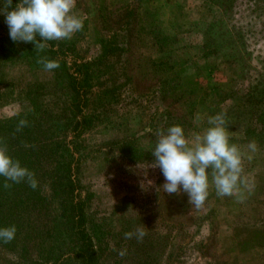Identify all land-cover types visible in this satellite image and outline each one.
<instances>
[{
  "label": "rangeland",
  "instance_id": "obj_1",
  "mask_svg": "<svg viewBox=\"0 0 264 264\" xmlns=\"http://www.w3.org/2000/svg\"><path fill=\"white\" fill-rule=\"evenodd\" d=\"M73 13L83 30L39 54L0 15V138L38 181L5 189L0 177V227L17 228L0 264H79L77 199L97 264H264V0H76ZM222 111L251 191L242 203L217 196L209 176L196 210L165 193L155 133L178 124L192 141ZM84 115L91 127L73 139L68 125ZM143 226L142 241L124 238Z\"/></svg>",
  "mask_w": 264,
  "mask_h": 264
},
{
  "label": "clouds",
  "instance_id": "obj_2",
  "mask_svg": "<svg viewBox=\"0 0 264 264\" xmlns=\"http://www.w3.org/2000/svg\"><path fill=\"white\" fill-rule=\"evenodd\" d=\"M0 3L3 5L0 15L5 17L11 40L34 43L38 54L49 47V41L71 39L84 27L83 19L73 13L76 0H19L14 7L13 0H0ZM37 63L46 71L60 67L58 61L47 56L38 55ZM207 123L209 127L197 133L192 141L178 124L157 130V141L152 151L154 167H159L165 178L162 185L165 193H186L189 205L196 210L205 205L209 196V176L217 196H234L240 203L246 199L245 193H250L252 187L244 173L245 154L237 144L230 143L226 112L208 117ZM27 124L26 119H20L16 131H21ZM247 149L251 153L257 152V142L250 141ZM247 158L251 159L252 156L248 155ZM0 177L4 178L5 189L21 182L34 190L38 187L35 173L9 154L3 138H0ZM16 232L15 225L0 227V242H12ZM146 235L143 226L124 233V238H135L140 242ZM117 254L124 257L127 249H120Z\"/></svg>",
  "mask_w": 264,
  "mask_h": 264
},
{
  "label": "trees",
  "instance_id": "obj_3",
  "mask_svg": "<svg viewBox=\"0 0 264 264\" xmlns=\"http://www.w3.org/2000/svg\"><path fill=\"white\" fill-rule=\"evenodd\" d=\"M127 30H128V22L125 23L122 27H120L119 32L123 35L124 33H126ZM130 30L131 28L128 30V33L130 32ZM74 80L76 81V85L78 84V81L79 82L84 81V79L82 78L78 79V77H75ZM160 81L163 84L165 82L170 81V78L161 79ZM74 87L75 86H73L72 91H74ZM159 96L161 100L164 101L166 98L165 91L159 93ZM91 124H92L91 119L85 115L81 116V119L76 120L74 123L69 124L68 126L70 127V133L72 134L73 139L79 138L82 132H84L86 129L91 127ZM73 139L70 142H73L74 141ZM69 172L70 169H68L67 173ZM70 177H66L68 181L67 184L76 181V177H72V178ZM85 209L86 207L83 200L77 199L72 205V211H73L72 216L75 219L73 221L74 232L77 238L81 241V245L77 249L73 250L74 253L73 256L76 260L79 261V264H97V254L94 249V244L91 240L89 232H87L86 230Z\"/></svg>",
  "mask_w": 264,
  "mask_h": 264
}]
</instances>
